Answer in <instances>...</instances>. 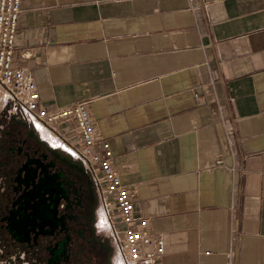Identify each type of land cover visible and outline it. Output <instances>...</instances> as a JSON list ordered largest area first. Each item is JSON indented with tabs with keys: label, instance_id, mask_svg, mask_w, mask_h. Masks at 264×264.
Segmentation results:
<instances>
[{
	"label": "crops",
	"instance_id": "obj_1",
	"mask_svg": "<svg viewBox=\"0 0 264 264\" xmlns=\"http://www.w3.org/2000/svg\"><path fill=\"white\" fill-rule=\"evenodd\" d=\"M21 9L14 66L41 107L87 105L159 264H264V0Z\"/></svg>",
	"mask_w": 264,
	"mask_h": 264
},
{
	"label": "flooded vegetation",
	"instance_id": "obj_2",
	"mask_svg": "<svg viewBox=\"0 0 264 264\" xmlns=\"http://www.w3.org/2000/svg\"><path fill=\"white\" fill-rule=\"evenodd\" d=\"M49 137L0 119V264H122L91 174Z\"/></svg>",
	"mask_w": 264,
	"mask_h": 264
},
{
	"label": "built area",
	"instance_id": "obj_3",
	"mask_svg": "<svg viewBox=\"0 0 264 264\" xmlns=\"http://www.w3.org/2000/svg\"><path fill=\"white\" fill-rule=\"evenodd\" d=\"M21 11V0H0V87L39 132L47 131L54 137L51 139L56 147L79 159L89 171L101 197L107 224L119 244L121 263L159 264L164 241L150 233L146 218L135 216L132 194L112 167L109 142L97 140L87 105L77 103L57 110L41 107L32 71L14 66Z\"/></svg>",
	"mask_w": 264,
	"mask_h": 264
},
{
	"label": "rangeland",
	"instance_id": "obj_4",
	"mask_svg": "<svg viewBox=\"0 0 264 264\" xmlns=\"http://www.w3.org/2000/svg\"><path fill=\"white\" fill-rule=\"evenodd\" d=\"M1 118H3L4 120L14 119L16 121L21 120L26 123L30 122L23 110L19 106H17L10 98L6 97L3 89L0 87V119ZM43 135L46 138L50 136L45 135V133H43ZM50 140L52 142V139ZM117 227L119 228V225Z\"/></svg>",
	"mask_w": 264,
	"mask_h": 264
}]
</instances>
